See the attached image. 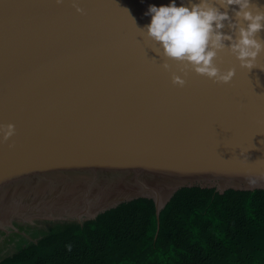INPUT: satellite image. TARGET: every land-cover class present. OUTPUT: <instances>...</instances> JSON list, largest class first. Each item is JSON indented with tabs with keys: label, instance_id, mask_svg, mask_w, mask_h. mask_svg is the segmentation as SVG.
Returning <instances> with one entry per match:
<instances>
[{
	"label": "water",
	"instance_id": "95a60500",
	"mask_svg": "<svg viewBox=\"0 0 264 264\" xmlns=\"http://www.w3.org/2000/svg\"><path fill=\"white\" fill-rule=\"evenodd\" d=\"M76 2L83 14L73 0H0V125L15 129L0 134V230L81 222L137 198L157 218L183 187L264 191V52L250 71L219 53L220 70L235 69L227 84L171 60L165 71L137 27L171 0Z\"/></svg>",
	"mask_w": 264,
	"mask_h": 264
},
{
	"label": "trees",
	"instance_id": "16d2710c",
	"mask_svg": "<svg viewBox=\"0 0 264 264\" xmlns=\"http://www.w3.org/2000/svg\"><path fill=\"white\" fill-rule=\"evenodd\" d=\"M0 264H264V191L183 187L34 228Z\"/></svg>",
	"mask_w": 264,
	"mask_h": 264
},
{
	"label": "clouds",
	"instance_id": "9594fccd",
	"mask_svg": "<svg viewBox=\"0 0 264 264\" xmlns=\"http://www.w3.org/2000/svg\"><path fill=\"white\" fill-rule=\"evenodd\" d=\"M55 2L61 4L63 0ZM72 6L83 14L76 0ZM230 6L237 7L230 9ZM230 10L233 16L229 15ZM145 15L151 16L149 24L141 28L134 20L133 23L141 37L158 45L153 51L163 58L160 67L165 71L169 70L167 61L171 60L184 75L192 71L213 83L227 84L235 75V69L221 71L216 63L219 53L227 51L241 68L250 71L257 68V57L264 52V38L260 36L264 31V6L252 0H188L187 4L182 0L179 6L176 0H171L167 5H149ZM226 24L228 34L221 31ZM171 83L183 87L186 81L172 74ZM14 131L12 124L0 125L4 140L14 135Z\"/></svg>",
	"mask_w": 264,
	"mask_h": 264
},
{
	"label": "rangeland",
	"instance_id": "374dc122",
	"mask_svg": "<svg viewBox=\"0 0 264 264\" xmlns=\"http://www.w3.org/2000/svg\"><path fill=\"white\" fill-rule=\"evenodd\" d=\"M44 223H49L45 220H32L30 222H19L14 223L12 226L15 227L16 231H13L11 229L5 228L8 232L5 237H0V256H3L5 254L10 253L16 244H19L24 237H20L19 233L17 231H24L26 235L29 233H32L34 228H37L39 226H44ZM30 237V235H28Z\"/></svg>",
	"mask_w": 264,
	"mask_h": 264
},
{
	"label": "bare ground",
	"instance_id": "6f19581e",
	"mask_svg": "<svg viewBox=\"0 0 264 264\" xmlns=\"http://www.w3.org/2000/svg\"><path fill=\"white\" fill-rule=\"evenodd\" d=\"M41 189H33V190H29V196H32L34 194V198L37 197L36 195H38L39 193H41L40 191ZM28 193V191L26 192ZM34 198H31L30 201H33ZM26 201V200H25ZM28 202V201H27ZM77 208V207H75ZM7 212L3 209V207L0 206V219H3L4 216H6Z\"/></svg>",
	"mask_w": 264,
	"mask_h": 264
},
{
	"label": "flooded vegetation",
	"instance_id": "af4514ba",
	"mask_svg": "<svg viewBox=\"0 0 264 264\" xmlns=\"http://www.w3.org/2000/svg\"><path fill=\"white\" fill-rule=\"evenodd\" d=\"M7 232H8L7 230L6 231L0 230V237L1 236L5 237L7 235ZM17 233H19L20 237H25V238H29L28 235L30 234L28 232V235H26V233L24 231H19V230L17 231Z\"/></svg>",
	"mask_w": 264,
	"mask_h": 264
}]
</instances>
